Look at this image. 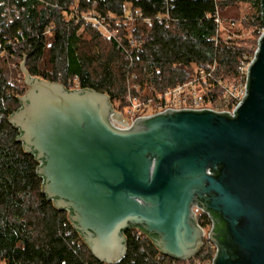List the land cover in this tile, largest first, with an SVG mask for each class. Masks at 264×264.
<instances>
[{
    "label": "water",
    "instance_id": "obj_1",
    "mask_svg": "<svg viewBox=\"0 0 264 264\" xmlns=\"http://www.w3.org/2000/svg\"><path fill=\"white\" fill-rule=\"evenodd\" d=\"M264 22V0L261 2ZM8 119L40 162L42 191L67 210L93 256L118 264L127 230L180 261L204 246L197 209L212 219L213 264H264V32L236 115L167 109L129 128L109 94L32 76Z\"/></svg>",
    "mask_w": 264,
    "mask_h": 264
},
{
    "label": "trees",
    "instance_id": "obj_2",
    "mask_svg": "<svg viewBox=\"0 0 264 264\" xmlns=\"http://www.w3.org/2000/svg\"><path fill=\"white\" fill-rule=\"evenodd\" d=\"M261 2L0 0V264H105L93 256L68 211L57 209L43 193L40 162L17 141L19 129L9 122L27 91L20 69L24 58L32 76L69 89V81L77 77L80 88L109 94L122 112L129 95L147 97L210 70L214 63L213 76L232 82L239 61L255 54L257 42L221 34L212 40L215 12L222 16L224 9L246 3L260 13ZM92 10L111 25L132 15L128 27L113 28L122 43L103 39L101 30L86 22L85 13ZM258 20L263 26L261 16ZM206 221L204 215L200 223ZM125 235L127 254L118 264H182L162 254L140 230ZM213 253L204 245L195 258L211 260Z\"/></svg>",
    "mask_w": 264,
    "mask_h": 264
},
{
    "label": "built area",
    "instance_id": "obj_3",
    "mask_svg": "<svg viewBox=\"0 0 264 264\" xmlns=\"http://www.w3.org/2000/svg\"><path fill=\"white\" fill-rule=\"evenodd\" d=\"M97 16L102 19L99 20L98 18H94V20L98 22V25L95 21H92L91 24L93 27L98 28L101 25L108 29L107 26H111L110 22H108L106 25L105 18L101 17V15ZM260 16L261 18H263L262 8L260 11ZM214 18L217 25V31L216 36L212 40L218 41V36L221 34L225 26V19L222 18L218 9L215 12ZM132 19L133 17L132 15H130L126 18L119 19L116 24L128 27ZM146 22H149V20H146ZM229 24L231 26H235L236 20H232ZM112 31L115 32L112 33L109 38H114L122 43L118 29H112ZM263 32L264 25L261 28V34ZM229 37L231 38V36ZM129 42L132 44L131 46H138V44L134 40H130ZM140 44L141 42H139V45ZM254 56L255 54L253 56L245 54L241 58L237 65V77L230 83H224L221 78L213 76V71L215 69L214 63L211 65L210 70L202 69L194 77L186 81L179 82L171 87L165 88L147 97L133 98L131 95H129L127 97L128 105L125 107L124 111L121 112L116 110L122 113L123 120L113 118L112 122L115 126L125 129L131 127V125L138 118L161 113L167 109H208L213 111L226 112L232 116H235L237 107L247 94L249 68ZM69 84L70 88H80L77 77H75L73 80H70ZM215 87L217 88V90H219V93L217 92V95L210 93L217 91L215 90ZM136 88L137 90H140L138 87ZM199 211H201V216L198 217V221L204 229V245L208 250H213V257L211 260L194 257L191 260L181 261L182 264H213L214 262V256L216 254L217 247L209 237V233L212 227V219L209 214L205 213L202 209H197L196 213H198ZM204 215L207 216L208 221H206L205 225H202L200 223V220ZM205 227H208L207 231ZM159 257L160 256H158V258Z\"/></svg>",
    "mask_w": 264,
    "mask_h": 264
},
{
    "label": "rangeland",
    "instance_id": "obj_4",
    "mask_svg": "<svg viewBox=\"0 0 264 264\" xmlns=\"http://www.w3.org/2000/svg\"><path fill=\"white\" fill-rule=\"evenodd\" d=\"M127 7L129 8L130 4H127ZM258 16H260L259 11L252 9L251 6L249 4H246V3L224 9L223 14H222V18L225 19V26L221 32V35L225 39H228V38H230L229 36H232L233 39H238V40H240V39H245V40H249V41L256 40L257 47H258V41H259V38L261 36V28H262V26H260V24H259ZM84 17H85L86 22L95 21L96 24L98 22L96 20H94V18H98L99 20L102 19V18H99V16H97L95 10H92L89 13H85ZM110 18H112V17H110ZM118 20L119 19L112 20V21H114L113 25H111L110 27L107 26L108 29H106L104 26H101V25L98 28L97 27H95V28L100 29L101 32L103 33L102 34L103 39L107 40L109 38V36H111L112 33L115 32V31H112V29L117 25L116 22H118ZM232 20H236L235 26H231L229 24ZM107 21H109L111 23L110 19ZM251 22H253V23L251 24ZM107 23L108 22H106V25H107ZM83 28L84 27H82L81 30H83ZM17 77H21V75L18 74ZM71 89H75V88H71ZM27 90H28V87H27ZM116 110H118V109H116ZM197 214H198V217L201 216V211H199ZM205 228L207 231L208 227H205Z\"/></svg>",
    "mask_w": 264,
    "mask_h": 264
}]
</instances>
